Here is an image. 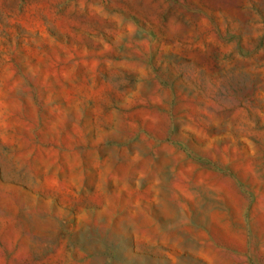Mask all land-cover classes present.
Returning <instances> with one entry per match:
<instances>
[{"label":"rangeland","instance_id":"rangeland-1","mask_svg":"<svg viewBox=\"0 0 264 264\" xmlns=\"http://www.w3.org/2000/svg\"><path fill=\"white\" fill-rule=\"evenodd\" d=\"M0 264H264V0H0Z\"/></svg>","mask_w":264,"mask_h":264}]
</instances>
